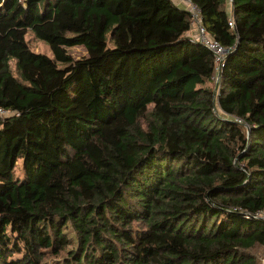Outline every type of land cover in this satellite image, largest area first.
Segmentation results:
<instances>
[{
	"label": "trees",
	"instance_id": "16d2710c",
	"mask_svg": "<svg viewBox=\"0 0 264 264\" xmlns=\"http://www.w3.org/2000/svg\"><path fill=\"white\" fill-rule=\"evenodd\" d=\"M191 1L219 74L174 0H0V264H264V0Z\"/></svg>",
	"mask_w": 264,
	"mask_h": 264
},
{
	"label": "built area",
	"instance_id": "2783aa9c",
	"mask_svg": "<svg viewBox=\"0 0 264 264\" xmlns=\"http://www.w3.org/2000/svg\"><path fill=\"white\" fill-rule=\"evenodd\" d=\"M184 2L188 3L189 10L193 16V26L196 27L197 35L196 36H190L193 40H196L203 45H205L215 56V60L217 63V72L218 74L222 70L224 60L226 58V55L229 52V48L224 46L219 40L213 38L209 35L206 28L204 27L202 23V15H201V9L199 6L195 3H193L191 0H183ZM232 1V0H229ZM234 18L231 17L230 25L234 26ZM219 78L217 77V81ZM9 111L4 108H0V115L4 116L7 115ZM256 217L261 218L264 220V209L258 211L255 214Z\"/></svg>",
	"mask_w": 264,
	"mask_h": 264
},
{
	"label": "rangeland",
	"instance_id": "374dc122",
	"mask_svg": "<svg viewBox=\"0 0 264 264\" xmlns=\"http://www.w3.org/2000/svg\"><path fill=\"white\" fill-rule=\"evenodd\" d=\"M174 1H175V3H177L182 8H189L188 3L184 2V1H181V0H174ZM188 34H189V36L190 35L196 36L197 35L196 27L193 26V28L190 30V32ZM28 39H29V43H30L31 47L35 51L42 52V53L48 54L50 56L52 55V51H51L50 47L46 43L35 38L33 36V34L30 33L28 35ZM67 50L74 60H78V59L87 55L86 48L84 46H81V45L68 47ZM16 174H17V177L24 176V170H23L22 164H19V166H17ZM258 254L261 258L264 257V247H262L258 250Z\"/></svg>",
	"mask_w": 264,
	"mask_h": 264
},
{
	"label": "crops",
	"instance_id": "0c3cea01",
	"mask_svg": "<svg viewBox=\"0 0 264 264\" xmlns=\"http://www.w3.org/2000/svg\"><path fill=\"white\" fill-rule=\"evenodd\" d=\"M181 1H183V0H181ZM191 36V35H190Z\"/></svg>",
	"mask_w": 264,
	"mask_h": 264
}]
</instances>
